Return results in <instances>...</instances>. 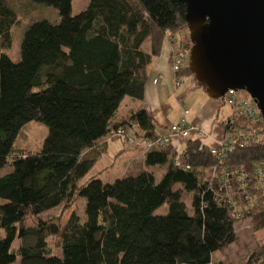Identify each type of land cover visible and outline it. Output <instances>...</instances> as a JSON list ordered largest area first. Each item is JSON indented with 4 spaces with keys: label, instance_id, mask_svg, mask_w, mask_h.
<instances>
[{
    "label": "trees",
    "instance_id": "16d2710c",
    "mask_svg": "<svg viewBox=\"0 0 264 264\" xmlns=\"http://www.w3.org/2000/svg\"><path fill=\"white\" fill-rule=\"evenodd\" d=\"M32 1L57 8L60 20L32 23L14 61L6 51L19 18L0 0V169H12L0 177V264H210L238 240L236 225L264 229L255 172L264 140L219 158L199 138L179 150L169 142L148 148L169 131L143 108L113 122L126 97L144 99L164 40L186 35L191 48L181 0H90L77 14L73 0ZM186 75L195 79L189 64L177 74ZM30 121L49 134L40 150L18 152ZM121 128L143 143L145 169L80 184L100 156L87 151ZM74 197L85 200L84 218L76 211L64 224L37 218ZM166 202L168 213L156 214ZM28 217L36 223L28 226ZM50 236L60 237L62 256L50 253ZM243 264H264V245Z\"/></svg>",
    "mask_w": 264,
    "mask_h": 264
},
{
    "label": "water",
    "instance_id": "95a60500",
    "mask_svg": "<svg viewBox=\"0 0 264 264\" xmlns=\"http://www.w3.org/2000/svg\"><path fill=\"white\" fill-rule=\"evenodd\" d=\"M181 1L197 84L214 99L247 92L264 119V0Z\"/></svg>",
    "mask_w": 264,
    "mask_h": 264
},
{
    "label": "rangeland",
    "instance_id": "374dc122",
    "mask_svg": "<svg viewBox=\"0 0 264 264\" xmlns=\"http://www.w3.org/2000/svg\"><path fill=\"white\" fill-rule=\"evenodd\" d=\"M11 9L15 12L19 18V22L12 26V47L6 52L11 56L14 61L21 59V44L27 28L36 21L48 20L56 23L60 20V14L57 8L45 4H39L32 0H7ZM90 0H73L72 2V14H77L84 10L89 4ZM186 35L183 36L182 41L185 42ZM192 46V44H191ZM192 77V76H191ZM240 94L244 95L240 91ZM175 116V115H174ZM175 122L177 120L175 119ZM49 134V128L40 122L30 121L24 125L22 130L17 136L14 148L16 151H37L40 150L45 138ZM112 138L120 139L119 137ZM134 138L129 141L120 143H129L130 146L134 145ZM113 141V140H112ZM109 148L105 149V155L101 158L90 171L79 181L80 184L87 182L90 178H100L106 182H113L117 178L127 176L133 171L124 170L126 163L125 154L126 150L119 151V146L110 142ZM12 169L10 166H5L0 169V177L10 172ZM180 185H177L179 187ZM184 200L188 206L190 203V197L188 193H184ZM85 200L82 198H72L70 201H66L60 206L46 211L40 214L37 218H42L48 222H59L64 224L69 219L71 213L76 211L82 218L85 217L84 212ZM169 211V204L166 202L155 213L162 215L167 214ZM36 217H28L26 224L28 226L34 225L37 221ZM236 232L238 240L222 249L215 251L212 254L210 264H243L249 258V256L256 251L259 247L264 245V229L255 230L254 226L249 221L236 225ZM3 235V234H2ZM20 241L14 243V247L17 248L20 245ZM48 248L52 255L62 256L61 240L58 236H50L47 239Z\"/></svg>",
    "mask_w": 264,
    "mask_h": 264
},
{
    "label": "crops",
    "instance_id": "0c3cea01",
    "mask_svg": "<svg viewBox=\"0 0 264 264\" xmlns=\"http://www.w3.org/2000/svg\"><path fill=\"white\" fill-rule=\"evenodd\" d=\"M172 52L171 42L164 40L160 54L154 58L150 66L144 99L139 101L126 97L116 112L113 122H120L129 117L132 111L143 108L158 125L169 131L170 125L178 123L184 115V109H188L187 125L189 127L195 125L202 131L193 132L190 138H199L208 147L216 146L224 137L223 121L229 115L230 108L222 99L211 98L191 75L182 76L181 83L177 85L176 74L172 69ZM158 77H160L158 83L154 84V79ZM130 139H117L108 135L99 139L96 146L87 153L100 152L95 162L97 163L103 158L105 149H108L112 142L119 146V151H127L124 170L133 171L129 175H135L145 169V148L143 149V143L138 139L133 140L132 146L118 141L126 142ZM188 139H176L174 148L180 149Z\"/></svg>",
    "mask_w": 264,
    "mask_h": 264
},
{
    "label": "built area",
    "instance_id": "2783aa9c",
    "mask_svg": "<svg viewBox=\"0 0 264 264\" xmlns=\"http://www.w3.org/2000/svg\"><path fill=\"white\" fill-rule=\"evenodd\" d=\"M170 41V40H169ZM173 46L172 52V69L176 74V84L181 83L180 76L177 74L189 64L190 47L182 40L170 41ZM160 77L154 79L153 83L157 84ZM247 93V92H246ZM248 94V93H247ZM230 108V113L223 121L225 133L222 140L216 145L211 146V153L222 158L228 151L234 150L237 146L245 147L249 144H259L264 140V119L255 100L250 95L240 94V91L230 89L225 96L221 98ZM188 109H184V115L178 123L169 127L168 135L163 139H158L155 143L148 142L147 147L161 142H169L174 147L176 139L185 140L190 138L193 132H202L199 127L187 125ZM246 118L245 123L236 122ZM135 135L133 128H121L112 134L113 137L130 139ZM179 150V149H177ZM257 188L264 190V163H259L255 167ZM216 174V169L210 171ZM226 177L228 173L222 171ZM264 203V197H262Z\"/></svg>",
    "mask_w": 264,
    "mask_h": 264
}]
</instances>
